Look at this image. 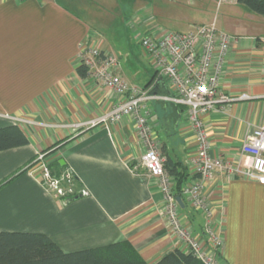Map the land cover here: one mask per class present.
I'll use <instances>...</instances> for the list:
<instances>
[{
	"label": "crops",
	"instance_id": "crops-1",
	"mask_svg": "<svg viewBox=\"0 0 264 264\" xmlns=\"http://www.w3.org/2000/svg\"><path fill=\"white\" fill-rule=\"evenodd\" d=\"M139 1L133 0L134 5ZM163 1L154 2L156 15L173 25L172 31L196 27L182 10L183 2L196 8V0H176L161 11ZM200 2L201 15L217 2L230 24L221 31L241 38L228 54L221 88L229 96L247 94L250 99L217 106L203 117L211 152L235 163L245 135L264 123V31L258 27L252 34L246 25H238L232 11L243 6L237 0ZM74 3L0 0V128L22 117L28 123L17 125L29 139L27 146L0 152V233H42L65 253L128 241L144 261L155 264L179 247L163 220L157 181L140 167L136 170L143 147L132 117L109 127H77L109 112L115 97H104L95 91L93 79L77 73L80 45L95 41V34L70 8ZM148 10H153L151 4L136 14ZM118 70L127 82L120 61ZM144 88L171 95L156 71ZM150 108L165 160L190 166L197 147L187 108L165 101ZM59 162L65 168L57 166ZM43 166L63 195L48 186ZM207 194L217 213L224 214L223 263L264 264V184L241 178L225 183L218 177ZM186 203L182 213L200 235L202 218Z\"/></svg>",
	"mask_w": 264,
	"mask_h": 264
},
{
	"label": "built area",
	"instance_id": "built-area-1",
	"mask_svg": "<svg viewBox=\"0 0 264 264\" xmlns=\"http://www.w3.org/2000/svg\"><path fill=\"white\" fill-rule=\"evenodd\" d=\"M192 3L193 0H189V4ZM240 39L218 30L215 22L196 26L188 33L156 27L143 35L138 41L142 55L168 85L171 95H153L151 90L128 84L118 72L119 60L104 52L96 40L82 43L78 55L79 66H85L87 77L95 82V91L104 97L114 96L115 102L109 112L77 127H109L132 117L143 147L136 170L140 167L149 179L157 181L163 196V220L169 235L179 249L191 252L203 264H224V214L217 213L209 200L207 188L210 184L218 177H223L225 183L241 178L264 184V123L245 135L240 159L230 163L211 152L212 144L203 121V117L215 111L217 106L250 99L247 94L229 96L221 88L228 54ZM156 101L187 108L189 128L197 149L189 161L191 180L184 187L183 194L189 207L202 218V235H197L184 217L175 196L174 180L165 170L159 139L150 123V104ZM12 120L19 125L28 123L22 117H13ZM43 158L40 155V159ZM43 175L48 186L63 195L58 182L51 180L46 166H43ZM218 190L222 193L220 187Z\"/></svg>",
	"mask_w": 264,
	"mask_h": 264
},
{
	"label": "rangeland",
	"instance_id": "rangeland-1",
	"mask_svg": "<svg viewBox=\"0 0 264 264\" xmlns=\"http://www.w3.org/2000/svg\"><path fill=\"white\" fill-rule=\"evenodd\" d=\"M173 1L176 0H165L164 4H159L158 9L162 11L163 7ZM154 2L156 0H140L137 5H134L133 0H75L74 5L70 6L91 27L98 44L120 61L121 72H124L127 82L140 88L147 86L155 74V69L143 57L142 50L138 45L139 39L150 32L154 26L176 30L173 25L167 26L162 19L157 18ZM150 4L153 6L152 11L148 10L137 16L138 10L150 6ZM183 4L182 10L188 20H191L190 25H210L215 21L217 29L220 31L222 30L220 27L230 25L223 17L225 13L220 7L218 8L217 2L213 7L207 6L206 9H203L205 10L204 15H201L202 13L198 9V6H201L199 0H196V8L192 5L186 7L187 2H183ZM232 14L235 15V20L238 19L236 21L238 25H246V29L252 34H256L255 29L258 27L264 31V16L254 14L244 7L234 9ZM179 31L190 32L189 29L188 31ZM261 34L264 35L263 32Z\"/></svg>",
	"mask_w": 264,
	"mask_h": 264
},
{
	"label": "trees",
	"instance_id": "trees-1",
	"mask_svg": "<svg viewBox=\"0 0 264 264\" xmlns=\"http://www.w3.org/2000/svg\"><path fill=\"white\" fill-rule=\"evenodd\" d=\"M250 12L264 16V0H237ZM81 78L88 76V69L79 66ZM157 77V73H156ZM29 144V139L17 124L0 128V152L21 148ZM57 166H62L59 162ZM165 170L174 180L176 197H181L187 210L184 187L191 180L188 167L182 162L165 160ZM65 168V166H62ZM25 171H22L23 173ZM20 173V174H21ZM70 200V199H69ZM196 217V216H194ZM194 222V218L191 219ZM203 229L201 227V235ZM0 264H148L128 241L107 246L65 253L47 235L42 233L1 232ZM155 264H203L191 252L175 249L166 253Z\"/></svg>",
	"mask_w": 264,
	"mask_h": 264
},
{
	"label": "water",
	"instance_id": "water-1",
	"mask_svg": "<svg viewBox=\"0 0 264 264\" xmlns=\"http://www.w3.org/2000/svg\"><path fill=\"white\" fill-rule=\"evenodd\" d=\"M151 94H153V95H158V94H156L153 90L151 91ZM176 199H177V202L179 203L180 207H181L182 209H184L185 205H184L183 200L181 199V197H177Z\"/></svg>",
	"mask_w": 264,
	"mask_h": 264
}]
</instances>
